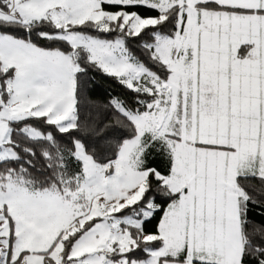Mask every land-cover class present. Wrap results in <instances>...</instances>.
Here are the masks:
<instances>
[{
    "label": "snow or ice",
    "instance_id": "obj_1",
    "mask_svg": "<svg viewBox=\"0 0 264 264\" xmlns=\"http://www.w3.org/2000/svg\"><path fill=\"white\" fill-rule=\"evenodd\" d=\"M0 264H264V0H0Z\"/></svg>",
    "mask_w": 264,
    "mask_h": 264
}]
</instances>
